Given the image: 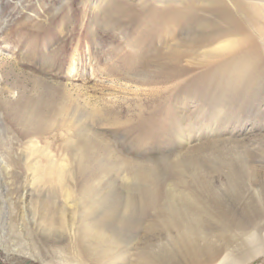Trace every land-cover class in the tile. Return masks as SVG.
I'll return each instance as SVG.
<instances>
[{"label":"rangeland","instance_id":"obj_1","mask_svg":"<svg viewBox=\"0 0 264 264\" xmlns=\"http://www.w3.org/2000/svg\"><path fill=\"white\" fill-rule=\"evenodd\" d=\"M187 1L0 0V264H101L82 224L112 205L104 234L119 240L103 264H137L143 251L173 264L162 256L177 246L185 196L200 179L226 183L225 162L245 156L233 141L253 124L217 126L224 113L191 73L132 69L145 43L167 36L138 33ZM262 155L249 160L264 179Z\"/></svg>","mask_w":264,"mask_h":264},{"label":"bare ground","instance_id":"obj_2","mask_svg":"<svg viewBox=\"0 0 264 264\" xmlns=\"http://www.w3.org/2000/svg\"><path fill=\"white\" fill-rule=\"evenodd\" d=\"M230 1L189 0L180 17L174 18L171 10H162L157 20L160 27H145L141 30L144 34L138 33L139 38L146 39L152 38L156 31H165L167 36L145 43L142 54L134 55L132 69L191 73L193 87L200 89L202 101L211 99L216 112L224 113L217 118V126L236 125L241 115L253 123L245 131L239 129L241 136L233 141L245 156L225 162L229 167L226 183L219 185L200 179L197 195L185 196L182 231L174 240L177 246L162 256L163 261L173 264H252L258 257H264V179L249 160L259 152L264 153V2ZM178 32L180 35L176 36ZM8 38L6 35L2 39ZM144 114L140 116L151 130L150 117ZM41 117L21 114L19 118L28 123L44 120ZM235 125L231 130L236 129ZM251 141L255 142L254 148L250 147ZM47 168L61 176L55 163L50 162ZM156 201L152 196V202ZM101 203L102 199L95 197L92 210ZM131 204L129 200L128 207ZM114 213L112 205L101 214L99 222L92 224L87 217L83 220L84 238L97 240L88 247V252L101 264L119 240L117 235L104 234L106 218ZM153 261L155 256L143 251L136 263Z\"/></svg>","mask_w":264,"mask_h":264}]
</instances>
